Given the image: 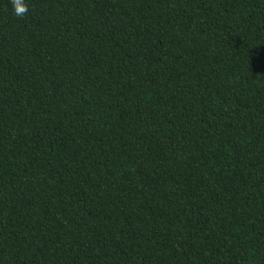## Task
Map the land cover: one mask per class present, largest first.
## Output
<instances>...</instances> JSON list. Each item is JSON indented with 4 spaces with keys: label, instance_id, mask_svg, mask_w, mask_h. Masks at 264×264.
I'll list each match as a JSON object with an SVG mask.
<instances>
[{
    "label": "trees",
    "instance_id": "obj_1",
    "mask_svg": "<svg viewBox=\"0 0 264 264\" xmlns=\"http://www.w3.org/2000/svg\"><path fill=\"white\" fill-rule=\"evenodd\" d=\"M0 0V264H264V0Z\"/></svg>",
    "mask_w": 264,
    "mask_h": 264
},
{
    "label": "clouds",
    "instance_id": "obj_2",
    "mask_svg": "<svg viewBox=\"0 0 264 264\" xmlns=\"http://www.w3.org/2000/svg\"><path fill=\"white\" fill-rule=\"evenodd\" d=\"M12 6L14 14L17 16H22L26 11V9L21 6V0H12Z\"/></svg>",
    "mask_w": 264,
    "mask_h": 264
}]
</instances>
